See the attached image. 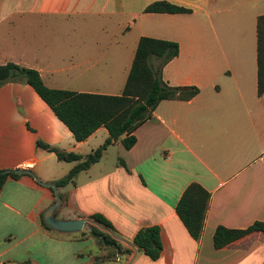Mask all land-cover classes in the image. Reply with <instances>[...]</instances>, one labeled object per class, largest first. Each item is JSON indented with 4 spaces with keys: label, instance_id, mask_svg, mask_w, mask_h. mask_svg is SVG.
Returning a JSON list of instances; mask_svg holds the SVG:
<instances>
[{
    "label": "crops",
    "instance_id": "1",
    "mask_svg": "<svg viewBox=\"0 0 264 264\" xmlns=\"http://www.w3.org/2000/svg\"><path fill=\"white\" fill-rule=\"evenodd\" d=\"M152 1L0 0V64L35 69L47 87L120 94L137 39L146 36L177 44L162 80L197 88L186 100H160L133 130L131 147L111 142L72 182L56 187L61 202L54 216H103L113 231L98 229L122 252L114 247L112 256V245L86 228L61 233L41 225L53 201L43 183L53 184L75 162L36 145L85 156L107 131L98 127L75 141L28 84L0 85V170L28 172L7 176L0 187V264H264V233L212 245L218 225L264 220V92L256 93L255 34L264 0H167L188 11L144 12ZM81 18L88 30L98 18L116 37L61 40ZM190 182L209 194L196 240L174 211ZM147 226L158 228L155 259L128 245Z\"/></svg>",
    "mask_w": 264,
    "mask_h": 264
},
{
    "label": "trees",
    "instance_id": "2",
    "mask_svg": "<svg viewBox=\"0 0 264 264\" xmlns=\"http://www.w3.org/2000/svg\"><path fill=\"white\" fill-rule=\"evenodd\" d=\"M144 12H187L188 9L170 3L167 0H154L143 8ZM256 34V93L264 92V16L255 20ZM177 44L173 41L141 36L137 39L132 60L127 71L120 94L104 95L86 92H74L50 88L43 84L39 73L32 68L13 62L0 64V85L7 82L28 84L36 95L51 109L55 117L70 131L75 141H82L98 127H104L107 136L103 142L80 156L64 152L57 148L36 141V145L51 151L57 160L75 162L62 177L53 184L61 187L73 181L75 175L97 161L107 145L118 140L127 149L134 143L133 130L151 116V111L160 100L182 99L192 97L197 88L193 86L179 90L167 85L161 77L165 63L177 54ZM7 176L15 177L12 169L0 170V187ZM209 194L196 182H190L183 189L175 203L174 211L189 236L197 239L200 235L205 217ZM91 220L99 226L112 230L109 222L100 214H91ZM41 225L50 230L42 220ZM251 232L264 233V220H256L244 228H227L216 226L212 233V245L221 248ZM102 245H112L109 253L114 256V247L119 243L96 227L89 231ZM137 250L150 259L157 258L160 250L158 228L147 226L139 228L131 238ZM126 253L129 250L126 248Z\"/></svg>",
    "mask_w": 264,
    "mask_h": 264
},
{
    "label": "water",
    "instance_id": "3",
    "mask_svg": "<svg viewBox=\"0 0 264 264\" xmlns=\"http://www.w3.org/2000/svg\"><path fill=\"white\" fill-rule=\"evenodd\" d=\"M183 89L184 88H179V90H183ZM14 172L15 173H28L27 171L21 170V169H15ZM43 184L51 188L52 193H53V201L43 210L41 214L42 221L47 227L57 232L68 233V232H76L83 228L91 230L92 225H93L99 229H102L108 232L111 235V233L106 228H102L94 221L86 219V218L61 219V218L55 217L53 213L55 209L59 207L61 199L56 191V186L54 184L52 183H43ZM128 245L130 246V248L133 249V245L131 244H128Z\"/></svg>",
    "mask_w": 264,
    "mask_h": 264
},
{
    "label": "rangeland",
    "instance_id": "4",
    "mask_svg": "<svg viewBox=\"0 0 264 264\" xmlns=\"http://www.w3.org/2000/svg\"><path fill=\"white\" fill-rule=\"evenodd\" d=\"M80 20V21H78ZM76 21V29L74 32L70 29H64V31L61 32L60 34V39L61 40H69V39H83V36H85L86 39H91V40H110L115 38V32H112V30L108 29L110 28L107 27L105 30L104 27L100 24V20L93 19V23L90 26V30H88L86 27V24L83 23V19H78ZM66 25L65 27H67ZM57 208L55 209L56 213Z\"/></svg>",
    "mask_w": 264,
    "mask_h": 264
}]
</instances>
